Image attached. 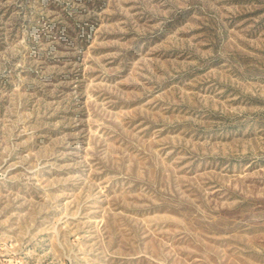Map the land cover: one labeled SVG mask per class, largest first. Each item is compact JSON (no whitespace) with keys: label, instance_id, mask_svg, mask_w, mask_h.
<instances>
[{"label":"rangeland","instance_id":"374dc122","mask_svg":"<svg viewBox=\"0 0 264 264\" xmlns=\"http://www.w3.org/2000/svg\"><path fill=\"white\" fill-rule=\"evenodd\" d=\"M0 264H264V0H0Z\"/></svg>","mask_w":264,"mask_h":264}]
</instances>
